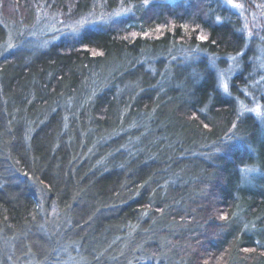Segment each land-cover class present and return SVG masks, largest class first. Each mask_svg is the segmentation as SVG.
Wrapping results in <instances>:
<instances>
[{
  "label": "trees",
  "instance_id": "obj_1",
  "mask_svg": "<svg viewBox=\"0 0 264 264\" xmlns=\"http://www.w3.org/2000/svg\"><path fill=\"white\" fill-rule=\"evenodd\" d=\"M236 2L0 0V264H264V0ZM95 4L128 11L28 44Z\"/></svg>",
  "mask_w": 264,
  "mask_h": 264
},
{
  "label": "rangeland",
  "instance_id": "obj_2",
  "mask_svg": "<svg viewBox=\"0 0 264 264\" xmlns=\"http://www.w3.org/2000/svg\"><path fill=\"white\" fill-rule=\"evenodd\" d=\"M123 9H112L107 11V15H112L114 13H122ZM105 10L99 4H95L90 10L89 13L86 15L81 16L80 18H67L62 15L56 10L49 9L48 7H41L36 11L34 22L24 29L25 38L28 40V44L32 46H40V44H44L49 40L55 39L59 35L69 32L70 27L74 26L78 21L83 19H95L96 17L106 15ZM4 24L8 31V38L9 41L13 39L17 26L14 25L12 22L4 21ZM91 25V24H87ZM86 26V25H85ZM258 72L256 74L258 81L261 82L262 87L261 90L264 92V51H260L258 54ZM227 75L223 72L222 74V81H224V77ZM260 90V91H261ZM255 100L254 102H256ZM259 103L256 104L252 109L257 108Z\"/></svg>",
  "mask_w": 264,
  "mask_h": 264
},
{
  "label": "snow or ice",
  "instance_id": "obj_3",
  "mask_svg": "<svg viewBox=\"0 0 264 264\" xmlns=\"http://www.w3.org/2000/svg\"><path fill=\"white\" fill-rule=\"evenodd\" d=\"M148 2H149V0H144L145 4H147ZM224 2L227 5H230L233 8H243V5L237 3L236 0H224ZM122 11H128V9H123ZM120 14L121 13H114L112 15H120ZM109 19H111V16L102 15V16L96 17L95 19H83L81 21H78L76 23V25L69 26V27H70L71 31L77 32V31L80 30V28H82L83 26H85L87 24L106 23ZM216 19L219 20L220 17L218 16V17H216ZM182 27H184V26H182ZM145 35H147V33H145ZM196 38L198 40H200V41H206V40L209 39L208 36L203 35V34L198 35ZM213 43H215V41H213ZM8 47L11 48V47H13V45L9 44ZM237 55H239V53H237ZM223 87H224L225 91H227V87H228L227 84H224ZM251 111L256 112L258 116L264 117V114L260 113V111H259V106H257V108H255V109H251ZM193 116H195V113H193ZM203 126H204V128H208V124H204ZM235 127H236V124H235V122H233V128H235ZM229 131H231V129ZM232 138L233 137H229V136L226 135V139L231 140ZM240 171L243 174V178L247 179L248 174L256 171V169L255 168H247L246 167V168H241ZM220 219L221 220H227L228 217L226 215H224V214H221L220 215ZM245 227H247V225H245ZM245 251H254V249H245ZM205 264H207V261H205Z\"/></svg>",
  "mask_w": 264,
  "mask_h": 264
}]
</instances>
